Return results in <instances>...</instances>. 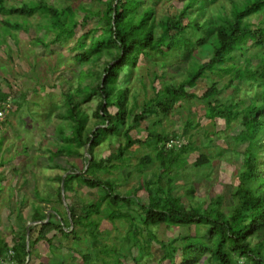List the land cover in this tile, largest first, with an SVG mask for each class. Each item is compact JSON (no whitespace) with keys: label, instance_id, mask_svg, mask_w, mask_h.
Listing matches in <instances>:
<instances>
[{"label":"trees","instance_id":"16d2710c","mask_svg":"<svg viewBox=\"0 0 264 264\" xmlns=\"http://www.w3.org/2000/svg\"><path fill=\"white\" fill-rule=\"evenodd\" d=\"M159 1L106 0L105 8L98 15L105 22L108 37L93 38L88 47L85 40L80 38L78 41V47L84 50L78 53L77 58L98 67L82 74H90L92 81L84 85L80 83L75 91L69 89L64 93L65 109L60 116L65 123L58 127L61 141L48 158L55 167H59L55 157L60 154H75L84 158L83 166L73 165L72 169L65 168L64 174L55 176L59 182L58 202L62 203L63 197L67 199L77 193L75 184L96 189L98 198L78 207L68 205L67 210L51 205L47 212V203L51 200L35 189L37 198L32 204V212L28 217L20 212L16 215L12 244L0 237V259L8 256L7 261L12 264H27L36 254L38 242H47L54 249V240L60 235L73 240L75 251L82 259L81 264H93L92 253L101 264H124V257L134 247L139 252L134 259L140 260L153 241L160 242L164 252L161 259L171 264H175L174 254L178 250L181 255L177 264H264V16L259 22L251 20L264 9V0H231L228 11L221 6L215 9L219 0H184L179 13L157 17L155 6ZM0 12L26 17L35 12L43 14L48 18L55 37L46 42L41 37L36 40L47 46L48 42L52 44L64 34L71 36L76 25L75 9L71 6L57 7L46 0L25 1L19 6H7L5 0H0ZM64 16L65 20H62ZM3 22V27L9 31L22 28L21 23L10 22L8 18ZM205 27L208 30L204 31ZM195 28L201 32L197 39L194 38ZM88 35L86 33L83 38ZM252 44L260 47L255 54L258 63H253L254 55L244 56V63H234L237 58L241 60ZM208 47L210 55L206 60L191 59L194 67L187 70L183 79L178 83H165L162 88L156 89L154 96L142 105L141 111L132 115L129 88L119 87L118 79L122 71H127L130 76L140 55L156 53L166 57L174 50L193 54ZM104 57L105 60L100 62ZM209 73L229 78L223 87L219 86L218 80H213L202 94L200 98L206 102L203 116L223 119L226 127L239 119L243 127L233 138L246 144L241 152L242 165L236 171L238 182L231 193L230 209H222L221 195L211 199L205 207L185 205L182 195L176 190L172 174L187 145L178 150L168 148L166 143L179 136L154 129H150L144 142L154 146L155 157L146 154L140 159V167L157 159L160 170L157 180L140 184L148 194V201L143 202L135 196L136 193H114L115 183L102 178L110 165L105 163L104 158L97 157L96 147L105 139L122 134L124 142L118 143L107 162L112 167L113 162L124 160L126 153L140 141L132 136L131 130L140 127L146 114L167 116L178 101L196 98L197 95L188 89L194 88ZM243 82L255 88L248 104L242 100L224 103L216 97L224 88L238 90ZM97 96L99 100L91 114L84 104ZM8 97V93L0 90V109L4 108ZM110 107L116 111L112 113ZM156 124L154 121L153 127ZM2 141L0 139V151ZM85 147L90 158L82 151ZM209 161L207 153L202 152L194 161V166L200 168ZM163 178H166V184L161 183ZM192 192L193 189H189L187 193L190 199ZM135 204L138 205L142 225L132 214L131 208ZM103 215L112 221L127 220V231L119 247L103 242L105 232L100 228ZM157 225L204 226V231L173 237L167 245L152 230ZM142 235L145 236L146 247L140 238ZM178 238L181 240L180 248L176 245Z\"/></svg>","mask_w":264,"mask_h":264},{"label":"rangeland","instance_id":"374dc122","mask_svg":"<svg viewBox=\"0 0 264 264\" xmlns=\"http://www.w3.org/2000/svg\"><path fill=\"white\" fill-rule=\"evenodd\" d=\"M25 1L34 0H5V4L19 6ZM46 1L57 7L71 6L76 13L73 34L71 36L64 34L60 40L52 44L48 42V46L36 40L37 37H41L46 42L55 37V32L49 27L48 18L43 14L35 12L26 17L20 14L4 15L0 12V90L9 94L7 101L4 102V108L0 109V139L3 140L0 151V160H3L0 166V237L10 245L13 231L16 229V215L20 212L24 217H28L32 212V204L37 198L35 189L51 200L47 203L49 207L47 212L50 211L51 205L67 210L69 206L78 207L98 198L96 189L75 184L77 193L68 196L67 199L63 197L62 203L58 202L59 182L55 176L64 174L65 168L72 169L73 165L83 166L84 158L75 154L71 156L60 154L55 157L59 167H55L52 166L48 155L56 151L61 141L58 127L65 123L60 116L65 109L64 93L69 89L75 91L80 83L84 85L92 81L90 74H82L98 67L92 62H82L77 58L78 53L84 50L78 47V41L80 38L85 40L88 47L93 38L108 37L105 22L98 15L105 8L106 0ZM183 3L184 0H160L155 6L156 15L160 17L164 14H177ZM219 6L228 11L231 0H219L215 4V9L217 10ZM263 16L264 9L252 16L251 20L259 22ZM65 17L62 20H65ZM6 18L10 22L21 23L22 28H12L10 31L5 29L3 21ZM206 30L208 29L205 27L204 31ZM86 33L89 35L83 38ZM200 35L201 32L195 28L194 38L197 39ZM258 49L260 47L250 45L245 55L241 56V60L237 58L233 62L239 65L244 63V56L254 55L252 61L257 64L259 60L255 58V54ZM208 55L209 47L203 48L201 52L196 50L193 54L174 50L166 57L156 53H152L151 56L140 55L133 73L128 76L127 71H122L118 79L119 87L129 88L132 115L141 111L142 105L154 96L156 89L162 88L165 83H178L183 79L187 70L194 67L191 59L203 61ZM104 60L105 57L100 62ZM101 66L100 64V69ZM228 78L227 75L209 73L200 79L194 88L188 89L197 95L196 98L178 101L167 116L161 113H147L140 127L131 130L132 136L139 138L140 141L126 153L124 160L113 162L114 166L111 167L107 158L118 143L124 142V136L121 134L109 137L96 147L97 157L104 158L105 163L110 165L109 170L102 174V178H108L115 183L113 192L136 193L135 196L143 202L148 201V194L140 184L146 183L147 180H157L160 170L157 159L145 167H140V159L146 154L155 157L154 146L147 141L144 142L150 129H154L158 132L176 133L179 136L166 143L168 148L174 147L178 150L181 146L187 145L172 174L176 190L182 195L185 205L205 207L211 199L221 195L222 209L228 211L232 204L231 193L238 182L236 171L243 161L241 152L246 145L236 142L233 136L243 126L239 119L226 127L223 119H209L203 116L206 102L200 98L213 80H218L219 86L223 87ZM254 91L253 86L243 82L238 90L224 88L216 97L224 103L242 100L248 104ZM98 100V96L94 97L88 100L84 107L92 114ZM109 110L112 113L116 111L114 107H110ZM154 121L157 123L155 127ZM92 124L91 122L90 125ZM82 151L85 156H89L86 147ZM202 152L207 153L210 161L200 168L195 167L194 161ZM161 183L166 184V178H163ZM189 189H193L191 199L187 196ZM131 211L142 225L138 205H133ZM100 228L105 232L103 242L119 247L127 231V220L112 221L103 215ZM152 230L168 245L173 237L202 233L204 226L157 225L153 226ZM143 233L146 236V233ZM145 236H140L141 240ZM180 244L179 239L176 242L178 248ZM143 245L146 247L145 241ZM54 246L55 248L51 249L47 242H38L35 246L36 254L27 264H81L82 259L75 251L72 239H64L58 235L54 240ZM82 246L85 244L82 243ZM138 253L134 247L124 257V264H171L168 260L161 259L164 252L158 241H153L146 247L140 260L134 259L138 257ZM174 255V263L177 264L180 261V250ZM92 257L93 264H101L93 253Z\"/></svg>","mask_w":264,"mask_h":264},{"label":"built area","instance_id":"2783aa9c","mask_svg":"<svg viewBox=\"0 0 264 264\" xmlns=\"http://www.w3.org/2000/svg\"><path fill=\"white\" fill-rule=\"evenodd\" d=\"M9 253H12V251H10ZM7 260H9L8 256L5 259H0V264H9L10 262H8Z\"/></svg>","mask_w":264,"mask_h":264},{"label":"water","instance_id":"95a60500","mask_svg":"<svg viewBox=\"0 0 264 264\" xmlns=\"http://www.w3.org/2000/svg\"><path fill=\"white\" fill-rule=\"evenodd\" d=\"M89 158H90V156H89Z\"/></svg>","mask_w":264,"mask_h":264}]
</instances>
